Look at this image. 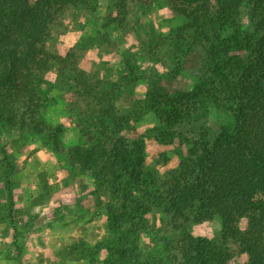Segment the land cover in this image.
<instances>
[{
    "label": "trees",
    "instance_id": "1",
    "mask_svg": "<svg viewBox=\"0 0 264 264\" xmlns=\"http://www.w3.org/2000/svg\"><path fill=\"white\" fill-rule=\"evenodd\" d=\"M157 1L114 0L106 26L126 33L130 9H146ZM164 2L181 23L169 35L138 47L148 53L152 46L165 45L173 66L164 76L146 79L134 59L124 62L117 77L86 69L84 42L63 55L55 51L51 40L58 14L67 9L91 12L89 0H0V139L8 135L2 132L5 126L44 136L54 152H64L73 174L91 178L90 205L95 210L99 205L104 235L94 244L74 242L69 260L264 264V0ZM243 3L249 7L245 25L239 11ZM50 70L78 99L83 143L64 146L58 137L62 126L49 124L37 110L41 96L51 89L45 78ZM182 72L195 76L191 89L174 83ZM140 79L148 82L140 108L119 110L117 99ZM206 105L227 111L233 122L211 136L200 125L191 141L188 133ZM145 113L155 124L139 132L136 125ZM149 136L175 145V167L164 172L147 167ZM13 172V160L0 142V221L17 232ZM102 188L107 189L104 197ZM214 215L221 224L216 238L186 231L189 223ZM158 218L175 235L154 237L152 249L146 250L141 233Z\"/></svg>",
    "mask_w": 264,
    "mask_h": 264
},
{
    "label": "rangeland",
    "instance_id": "2",
    "mask_svg": "<svg viewBox=\"0 0 264 264\" xmlns=\"http://www.w3.org/2000/svg\"><path fill=\"white\" fill-rule=\"evenodd\" d=\"M89 1V6L93 9L91 12L67 9L58 14L51 40L58 54L63 55L77 42H84V66L90 71L101 70L106 75L117 77L122 75L124 62L134 59L146 79H155L168 73L173 62L165 45L152 46L148 53L140 49L149 39L169 35L181 23V18L172 14L164 0H158L146 9L132 7L126 16V33L106 26L105 17L109 12H113L114 0ZM248 9L246 3L239 7L241 22L244 25L248 24ZM135 22H138L136 26ZM45 78L51 84V89L41 96L37 110L49 124L62 126L63 132L58 137L64 146L85 142V137L77 126L79 115L75 93L58 83L55 70L48 71ZM146 79L132 83L127 92L117 99L115 104L119 110L140 108L148 84ZM195 80L193 74L182 72L174 83L191 89ZM201 112V119L192 124L193 132L188 133L191 141L198 136L200 125L204 127L205 133L211 136L218 128L229 126L233 122L227 111L213 105H206ZM154 124L155 120L145 113L136 128L143 132ZM2 132L8 135H4L0 142L11 156L14 165L11 176L14 217L22 218L21 214L15 211V200L24 197V193L28 201L40 205L41 208L38 209L40 220H32L31 228L34 229L36 237L31 248L20 226L17 227V232H13L9 224L0 221V264H76L68 258L72 244L76 241L94 244L104 235L103 218L97 213L99 205L95 206L97 210L90 205L93 204V197L88 191L94 188L91 178L73 174L64 152H54L51 143L44 136L23 132L19 134L8 126L3 127ZM175 148V145L161 144L149 136L145 146L147 167H154L159 172L175 167L179 158ZM0 192H4L2 181ZM99 193L104 197L107 189L102 188ZM3 214L1 212L0 217ZM147 218L150 220L151 215H147ZM93 222L95 226L89 232ZM220 229V218L217 215L201 223H189L186 227L188 233L210 239L216 238ZM166 235H175L174 230L158 218L142 231L141 243L146 250H151L155 244L153 238ZM103 256L104 253L101 252V257Z\"/></svg>",
    "mask_w": 264,
    "mask_h": 264
},
{
    "label": "crops",
    "instance_id": "3",
    "mask_svg": "<svg viewBox=\"0 0 264 264\" xmlns=\"http://www.w3.org/2000/svg\"><path fill=\"white\" fill-rule=\"evenodd\" d=\"M91 183H92V181H91ZM22 185L23 184H21L20 186H22ZM22 189H24V187ZM22 189L20 191H22ZM15 201L17 202V203L15 202L16 203L15 204V211L17 213L21 214L20 216H22V218H19L16 216V217H14V222L17 225V227L20 226L19 228L24 230V232L26 234V238L28 239V243L30 245L29 247L31 248V244L33 243V239H34V237H36L34 229L31 228L32 222H33L32 220H34V221H38L36 219L40 220V218H38L40 215V212L38 213V209L41 208V206L28 201V199H26L25 193H24V197L22 196V197L16 199ZM44 205L45 204L43 203L42 206H44ZM35 213H38L37 216L35 215ZM13 215H14V213H13ZM91 224H93V225L91 228L89 227V229H88L89 232L95 226V222H93ZM26 251L30 252V250H26ZM32 254L33 255L35 254L34 251ZM76 264H87V263H85L84 261H78V262H76Z\"/></svg>",
    "mask_w": 264,
    "mask_h": 264
}]
</instances>
